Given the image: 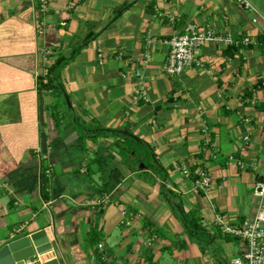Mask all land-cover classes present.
Returning a JSON list of instances; mask_svg holds the SVG:
<instances>
[{"label":"crops","instance_id":"obj_1","mask_svg":"<svg viewBox=\"0 0 264 264\" xmlns=\"http://www.w3.org/2000/svg\"><path fill=\"white\" fill-rule=\"evenodd\" d=\"M247 1L0 0V248L47 229L61 264H232L244 242L216 217L264 204V0ZM189 23L238 43L207 41L202 67L171 76L168 41ZM74 52L59 92L41 90ZM100 128L128 130L152 165Z\"/></svg>","mask_w":264,"mask_h":264},{"label":"built area","instance_id":"obj_2","mask_svg":"<svg viewBox=\"0 0 264 264\" xmlns=\"http://www.w3.org/2000/svg\"><path fill=\"white\" fill-rule=\"evenodd\" d=\"M39 9L43 13L50 11V0H38ZM75 1V0H71ZM239 4L246 8L252 7L247 0H236ZM226 42L228 45L238 43L232 36H224L214 31L202 30L196 24L189 23L185 31L174 35L169 41L170 53L165 64V71L171 76L181 75L186 69L191 67H202V62L198 59L199 48L207 41ZM244 42L248 43L249 39L244 38ZM49 53H52L50 50ZM101 62H103V52L100 50ZM146 88L142 84L136 90V97L146 98ZM250 121L249 118L246 119ZM249 140V136H245ZM240 166H244L239 161ZM50 174V171H47ZM189 173V172H188ZM196 187L207 190L212 185V178L206 172H200L195 180ZM255 193L260 198H264V175L258 181ZM216 224L222 231L244 242L243 251L235 256L232 264H264V204L253 218H246L240 224L233 225L226 222L224 216L216 217ZM26 264H40V259L30 258Z\"/></svg>","mask_w":264,"mask_h":264},{"label":"water","instance_id":"obj_3","mask_svg":"<svg viewBox=\"0 0 264 264\" xmlns=\"http://www.w3.org/2000/svg\"><path fill=\"white\" fill-rule=\"evenodd\" d=\"M67 102L71 105L68 97ZM58 241L57 233L53 235L47 229L10 241L0 248V264H26L36 254L40 264H61L56 251Z\"/></svg>","mask_w":264,"mask_h":264},{"label":"trees","instance_id":"obj_4","mask_svg":"<svg viewBox=\"0 0 264 264\" xmlns=\"http://www.w3.org/2000/svg\"><path fill=\"white\" fill-rule=\"evenodd\" d=\"M128 7H129V4L124 5L119 10L118 14L122 13V11H124ZM90 39L91 38H88L85 41V44H87L90 41ZM76 52H74L73 56H71V58H68V59H65V58H62V57H58L55 60V62L51 66L48 67L47 73L45 75L39 76V88L41 90H45V91L52 90L54 92H59L60 85L58 83V74H59L60 70L68 63V61L74 57ZM52 107H54V106H52ZM53 117L55 119L57 117V115L54 114ZM99 130L101 132L112 133V134H114L116 136H120L121 138L126 139V141H128V142H124V141H120L119 140L118 141V145L121 147L123 155L128 157V158L129 157H133V155L136 154V152L133 150V148L131 146H129V145H132V143H138V144L141 145L143 143L140 139H138L134 135L130 134V132L128 130L125 131V132H123L122 130H111V129H103V128H100ZM141 161H142V158L138 157L137 158V162L141 163ZM160 169H162V168H160ZM45 183L43 185V188H44L45 185H49V180H46ZM107 185H108V183L106 182V184H105L106 187L105 188H107ZM47 196H48V194H47V192H45L44 193V197L46 199H47ZM169 200H171V197H170ZM174 207H177L180 210V212L182 213L185 221H187V217L184 214L182 208L177 206V205H175ZM188 220H189V218H188ZM188 224H189V228H191V226H193V221L192 222L189 221ZM194 227H198V224L194 223Z\"/></svg>","mask_w":264,"mask_h":264},{"label":"rangeland","instance_id":"obj_5","mask_svg":"<svg viewBox=\"0 0 264 264\" xmlns=\"http://www.w3.org/2000/svg\"><path fill=\"white\" fill-rule=\"evenodd\" d=\"M132 145H133V150L136 153H139V155L142 157V161L139 164V166L141 164H144L145 166L152 165V157H151L150 151L146 147H144L138 143H132ZM136 162H137V159H136Z\"/></svg>","mask_w":264,"mask_h":264}]
</instances>
